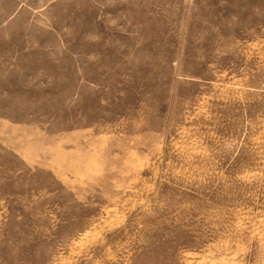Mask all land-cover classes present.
I'll return each mask as SVG.
<instances>
[{"label":"rangeland","instance_id":"rangeland-1","mask_svg":"<svg viewBox=\"0 0 264 264\" xmlns=\"http://www.w3.org/2000/svg\"><path fill=\"white\" fill-rule=\"evenodd\" d=\"M0 264H264V0H0Z\"/></svg>","mask_w":264,"mask_h":264}]
</instances>
